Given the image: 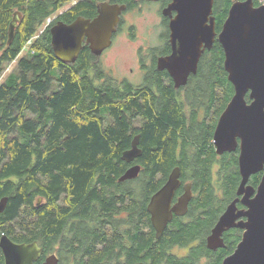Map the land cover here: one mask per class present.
I'll list each match as a JSON object with an SVG mask.
<instances>
[{"label":"trees","instance_id":"trees-1","mask_svg":"<svg viewBox=\"0 0 264 264\" xmlns=\"http://www.w3.org/2000/svg\"><path fill=\"white\" fill-rule=\"evenodd\" d=\"M76 1L0 0V80L6 65L15 62L26 47L29 52L17 62L16 72L0 84V200L8 199L0 213V236L57 251L63 264H200L203 260L221 264L235 250L242 232L228 230L224 248L216 252L207 249L203 233L208 230V234L236 197L238 161L232 155L215 159L209 147L213 127L187 133L181 114H196L202 106L197 100L207 105L209 100V106L215 101L216 117L224 111L233 87L227 81L223 55L216 52L212 63L202 58L196 74L203 79L189 80L186 90L196 92L201 85L197 92H206L202 96L174 98V88L163 87L159 79L163 74L154 64L146 72L155 75L156 82L146 83V88L109 81L87 47L74 64L58 61L49 28L58 21L69 24L80 16H95L96 2L125 5L129 11L144 0L84 1L66 11ZM213 1L215 28L220 31L232 3L243 0ZM253 5H261L260 0H253ZM54 16L55 21L43 29ZM154 91L159 92L158 98ZM137 111L148 121L139 130L131 125ZM135 135H140L142 150V156L131 163L141 166L133 180L137 194L145 193L146 179L154 181L155 173L167 174L177 166L198 172L195 179L202 183L204 201H208V171L217 169L220 195L216 192L214 207L198 210L204 221L173 224L159 240L153 231L145 236L134 221H117L115 216L123 211L133 220L132 204L126 201V196L133 195L127 189L131 181L118 179L131 166L121 156ZM151 187L153 193L156 187ZM176 248L189 252L182 257L172 253Z\"/></svg>","mask_w":264,"mask_h":264},{"label":"water","instance_id":"water-1","mask_svg":"<svg viewBox=\"0 0 264 264\" xmlns=\"http://www.w3.org/2000/svg\"><path fill=\"white\" fill-rule=\"evenodd\" d=\"M213 4V0H170L162 12L169 18L172 53L157 58L156 69L166 70L175 88L184 86L190 75H196L203 50L210 49L214 42ZM125 9V5L103 2L97 5V15L93 19L78 17L71 24L56 22L49 28L55 58L64 64H74L85 44L92 56L99 60L103 52L110 48L120 15ZM16 21L11 25V35ZM218 42L224 53L223 68L227 81L233 87V96L218 118L212 142L216 154L232 153L238 148L241 180L236 198L211 229L206 247L209 250L223 248L222 234L238 229L242 231L241 240L221 264H264V3L255 7L253 0L233 2L218 35ZM139 139V135L132 139L130 148L122 153V161L131 164L142 156ZM140 172V165H131L118 182L132 181ZM259 172L263 174L257 189L254 191L246 187L250 176ZM179 175V168H174L165 185L153 194L148 204L157 240L173 214L182 215L187 209L189 194L170 208L171 199L179 187ZM7 200L6 197L0 200V213L5 210ZM237 203L244 209L238 210ZM42 249L36 242L18 244L6 235L0 236L4 264H33ZM45 264H57V259L51 256Z\"/></svg>","mask_w":264,"mask_h":264},{"label":"flooded vegetation","instance_id":"flooded-vegetation-1","mask_svg":"<svg viewBox=\"0 0 264 264\" xmlns=\"http://www.w3.org/2000/svg\"><path fill=\"white\" fill-rule=\"evenodd\" d=\"M84 1H93V0H78L76 2H73L72 4H69V6L66 8V11L71 10L75 5H77V4L81 3V2H84ZM107 2L109 4H115V3H110L109 1H107ZM97 3L99 4L100 2H96V4H95V16L97 15V5H98ZM101 3H103V1H101ZM169 3H170V0H144V3L141 6L136 7L134 9H132V10L128 11L127 7H126L125 11H123L122 14L120 15V21H119V25L117 27V32L119 31V29H121L120 26L123 23V21H125L124 17H125L126 14H128L130 12H135L138 9H142L144 6H150L151 4L157 5L158 9L156 10V13H158L159 16H161L162 23L165 26V30L164 31L166 33V38L164 39L163 45L165 44L166 49L165 50H161L159 52L160 55L155 57L156 58L155 61L154 60L152 61V59L154 57L151 59V61H152V64L155 65V70L157 72L163 74L159 78L160 82L162 81V85H163L164 88H167V87L174 88V90L172 91L174 98H176L178 96H182L183 97L184 95H199V96H202L206 92H193V91H189V90L187 91L186 89H188L191 86V83H189L190 79H192V80L193 79L202 80L203 76H200L198 74L190 75L188 77L187 83L184 86H181L179 88H175L174 81L171 78V76L168 74V72L166 70L158 71L156 69L157 58H159V57H167V56H170L171 53H172V49H171V46H170V43H169V33H170L169 29H168L169 18H168V16L165 17V16L162 15L163 10L169 5ZM174 15H175V13L172 12V16H174ZM95 16H93L91 18H85V19H93ZM71 23H69V24H71ZM219 33H220V31H217L216 28H215L214 42H213V44H212L210 49H204L203 50V53H202V55L200 57V60L202 58H207V59H209V63L210 62L212 63V60L214 59V56H215L216 52L219 53V55H223V58H224V53H223L222 47H221V45L218 42ZM115 35H113V37H112V44H111L110 48L107 49L106 51H104L100 58H102V56H104V54L108 50L111 49L112 45L114 44V36ZM85 47L88 48V46L83 44V49ZM100 58H99V60H100ZM99 60H97L95 62L98 63ZM200 60H199V63H200ZM199 63H198V66H199ZM142 68L145 69V71L143 73V76H142V83L135 84V86H139L141 88L142 87L146 88V87H148L146 83H151V82H154V81L156 82V78L157 77H155V75L147 74L146 71L149 70L151 68V66L146 67L144 65ZM154 95L157 98L160 96L158 91H154ZM173 102L175 103L174 100H173ZM177 102H179V101H177ZM196 102L202 103V106H200L198 108V111L200 113H202L203 116H204V114L208 115V113H209V118H211V120H212L211 127L213 126V130H212L211 134H212V137H213L214 129L216 127V124H217V121H218V118H219V117H216L214 115L215 114L214 113L215 112V108H214L215 101L213 102V104L211 106H209V100L207 101L208 105L206 104L205 101H202V100H197ZM247 103H249V100L247 101ZM140 104L143 106V101L142 100H140ZM183 113L184 112H182L181 115H182V117L185 118V130L187 131V133H189L191 131V129H193V127H194L193 123H194L196 114H193V113L183 114ZM146 123H148V121H147L146 117L143 116L142 112L137 111V112L133 113L132 119H131V125H132L133 129L139 130ZM208 127H209V125H203L202 126V128H205L204 130H206V128H208ZM135 136H137V135H135ZM139 138H140V135H139ZM209 145H211L209 147H211L212 152L215 153L214 154V158L215 159L216 158H218V159L229 158V156L232 155L231 157H236L237 161H238V156H239L238 148L236 149L235 152H232V153L225 152L223 154H216V149H215V146L213 145L212 140L210 141ZM131 165H134V164H131ZM176 167H174V168H176ZM179 170H180V168H179ZM171 171L168 172L167 174L166 173H160V172L155 173L154 174V179H153L154 181H151V177H149V179H146V190H145L144 194H137L136 193L137 192V188L135 187L136 181L132 180L133 182L131 181V184L133 186L128 187L127 189L133 195L126 196V201H128L130 204H132V207H133V212H132L133 220L130 219V218H127V215H126L125 211H123L122 213L118 214V216H115L117 221H119L121 219L123 221H126V223H128L129 220L132 223L134 221V223L139 226V229L144 233L145 236L151 235L152 231H153V234L155 235L154 229L152 228L151 219H150L151 216H150V214H149V212L147 210V207H148V204H149L150 199L153 196V194H155L158 190H160L165 185V183H166ZM262 174L263 173L259 172L257 174L251 175L250 178L248 179L246 187H250V188H252L255 191L257 189L259 183H260V179L262 177ZM198 177H199L198 172L181 171L180 170L179 187L175 190V193H174V195H173V197L171 199L170 208H173L174 206H176L179 203V201L183 197H185V195L187 196V194H189L190 198H189V202L187 204V209L182 215L173 214L171 221L166 226V229H165L166 232L169 231V229L172 226L176 225L177 223L187 225V224H190L191 221H193L194 219H198V218L201 219V221L202 220L204 221L206 217L198 215L197 214L198 210L204 209V207L208 208V209L213 207L214 202H215L216 188H217V185L218 184L220 185L221 182L220 181L217 182V180H216L217 176L214 173V171H208L207 188H208V195H210V197H209L208 201H204V199L206 198V196L204 195L205 191L201 190L202 189V186H201L202 183H198L197 180L195 179V178H198ZM240 180H241V178H240ZM239 183H240V181H239ZM151 184H154L153 188L156 187V190L153 193L151 192V189H152ZM131 201L133 203H131ZM38 203H40V200H38ZM136 207L140 208L138 213L135 211ZM237 207H238V210H243L244 209V207L240 203H237ZM216 222L213 224L212 228L214 227ZM212 228H210L208 234L204 237L205 245H206L207 237L210 235ZM165 231L163 232V234L165 233ZM229 231H225L222 234V236H221L222 240H225V238L229 235V233H230ZM163 234H162V236H163ZM162 236H161V238H162ZM223 248H218L216 250H211V251L212 252H216V251L221 250ZM51 256H54L57 259V264H63L62 257L59 255V253L57 251H45L44 249H42L40 257L33 264H45L46 260L49 257H51ZM3 264H4V262H3Z\"/></svg>","mask_w":264,"mask_h":264},{"label":"rangeland","instance_id":"rangeland-1","mask_svg":"<svg viewBox=\"0 0 264 264\" xmlns=\"http://www.w3.org/2000/svg\"><path fill=\"white\" fill-rule=\"evenodd\" d=\"M260 3L263 4L264 0H260ZM157 9V5L151 4L150 6H144L142 9L125 15V21L120 26L121 29L114 36V44L99 60L100 68L109 76V81H115L116 83L125 81L133 86L142 83V76L145 71L142 67L144 65L146 67L151 66L152 61L156 60L155 57L160 55L159 52L166 49L165 44L163 45L164 39L166 38L165 26L162 23L161 16L156 13ZM28 56L29 52L26 47L15 62L5 66L0 84L5 81L9 74L16 72L17 62L21 58ZM55 87L56 83L52 81V90ZM199 88L202 89V86L199 85L197 91ZM204 116L199 111L196 112L193 123L195 130H204L205 128H202V126L209 125L206 130L210 129L211 131L213 126L211 127L212 120L209 118V113L208 115L204 114ZM29 117L31 116L29 115ZM226 159L222 158V160ZM213 171L216 174L217 169L214 168ZM218 179L220 180V178ZM131 186L133 185L130 184L129 187ZM216 192L220 195V188H217ZM220 209H224L222 204L220 205ZM207 231L203 233V238L207 235ZM188 252V248H176L172 251V253L182 257L187 255ZM201 262L205 264L206 260Z\"/></svg>","mask_w":264,"mask_h":264},{"label":"built area","instance_id":"built-area-1","mask_svg":"<svg viewBox=\"0 0 264 264\" xmlns=\"http://www.w3.org/2000/svg\"><path fill=\"white\" fill-rule=\"evenodd\" d=\"M51 22H52V19H48V20L46 21V25H45V27H47L48 25H50Z\"/></svg>","mask_w":264,"mask_h":264}]
</instances>
